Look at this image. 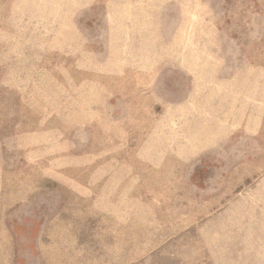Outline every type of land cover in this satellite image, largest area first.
<instances>
[{"label": "rangeland", "instance_id": "1", "mask_svg": "<svg viewBox=\"0 0 264 264\" xmlns=\"http://www.w3.org/2000/svg\"><path fill=\"white\" fill-rule=\"evenodd\" d=\"M0 264H264V0H0Z\"/></svg>", "mask_w": 264, "mask_h": 264}]
</instances>
